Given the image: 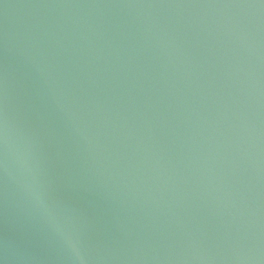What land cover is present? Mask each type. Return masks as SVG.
<instances>
[{"label": "water", "instance_id": "obj_1", "mask_svg": "<svg viewBox=\"0 0 264 264\" xmlns=\"http://www.w3.org/2000/svg\"><path fill=\"white\" fill-rule=\"evenodd\" d=\"M0 264H264V0H0Z\"/></svg>", "mask_w": 264, "mask_h": 264}, {"label": "clouds", "instance_id": "obj_2", "mask_svg": "<svg viewBox=\"0 0 264 264\" xmlns=\"http://www.w3.org/2000/svg\"><path fill=\"white\" fill-rule=\"evenodd\" d=\"M78 254V253H77Z\"/></svg>", "mask_w": 264, "mask_h": 264}]
</instances>
